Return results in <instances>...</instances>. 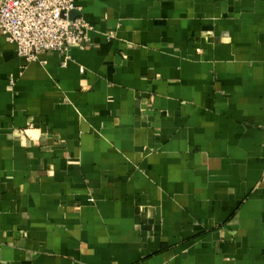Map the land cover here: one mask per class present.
I'll use <instances>...</instances> for the list:
<instances>
[{"label":"crops","instance_id":"1","mask_svg":"<svg viewBox=\"0 0 264 264\" xmlns=\"http://www.w3.org/2000/svg\"><path fill=\"white\" fill-rule=\"evenodd\" d=\"M74 4L0 35V264H264V0Z\"/></svg>","mask_w":264,"mask_h":264},{"label":"built area","instance_id":"2","mask_svg":"<svg viewBox=\"0 0 264 264\" xmlns=\"http://www.w3.org/2000/svg\"><path fill=\"white\" fill-rule=\"evenodd\" d=\"M74 7V0H0V35L29 62L55 51L67 66L71 49H84L93 29L83 17H70Z\"/></svg>","mask_w":264,"mask_h":264}]
</instances>
